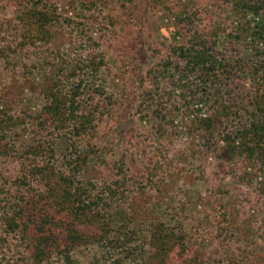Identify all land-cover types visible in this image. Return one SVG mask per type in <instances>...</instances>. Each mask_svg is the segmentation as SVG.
<instances>
[{
	"label": "rangeland",
	"instance_id": "1",
	"mask_svg": "<svg viewBox=\"0 0 264 264\" xmlns=\"http://www.w3.org/2000/svg\"><path fill=\"white\" fill-rule=\"evenodd\" d=\"M262 17L235 0H0V138L11 153L0 169L79 165L92 178L60 208H72L61 242L73 264H264V148L234 155L195 128L211 117L227 133L247 117L264 87V39L251 35ZM187 45L215 55L221 83L176 68ZM5 245L4 264H31L14 234Z\"/></svg>",
	"mask_w": 264,
	"mask_h": 264
},
{
	"label": "trees",
	"instance_id": "2",
	"mask_svg": "<svg viewBox=\"0 0 264 264\" xmlns=\"http://www.w3.org/2000/svg\"><path fill=\"white\" fill-rule=\"evenodd\" d=\"M235 4L241 14L252 13L256 15L263 14L264 16V0H235ZM35 15L40 17L41 12H37ZM254 23L251 35L264 39V17ZM187 46L186 49L181 47L177 51L179 58L184 60V64L181 67L177 65L176 68L178 70L182 68L183 71L191 72L193 75L197 74L201 80L200 85L208 84L210 87L214 81L218 80L221 83L224 79L222 76L224 71H220L221 63L217 62L215 55H210L202 50L205 55L201 56V51L196 50L198 48H195L194 45ZM227 75H230L229 71ZM187 87L190 86L187 85ZM60 93V91L57 92L52 98L55 111H60L61 107L64 106L61 103L63 98ZM250 97L249 102L251 104L247 111V117H245V120H240L238 124L230 126L231 130L227 133H225L227 125L225 127L217 126L216 121L211 117L196 120V130H200L204 135L200 139H204L206 143L210 141L214 143L221 136V139L226 143L228 152L234 155L241 152V149L262 150L264 148V87H254L253 96ZM64 100L68 104L67 109H72L75 97ZM221 112L229 113V110L224 107ZM80 124L83 123L76 124V129L81 128ZM2 129L1 127L0 130ZM10 154L7 151L6 143L0 138L1 160H9L11 158ZM65 157L67 159L69 156L66 155ZM256 157L259 158V156ZM20 163L19 170L0 169V264L5 263L4 246H7L5 240L11 233L14 234L15 239L20 240L22 245L24 244V249L28 250L32 258L31 264H51V262H48L51 256L55 257L56 264H73L71 261L73 254H71L69 248H63L61 242L63 220L72 216V208L65 206L63 211L60 208L64 206V203L71 202V198L78 194L82 181L92 184V178L86 177L85 171L79 165H72L70 168L64 167L65 169L61 172H55L52 169L35 172L26 168L23 162ZM53 178L57 179L54 187L51 186ZM105 183L103 182V184ZM93 187L91 186V188ZM85 188L90 189L87 185ZM44 191L47 192L44 200L50 199L48 200L49 203H44L43 207H38V196ZM102 191L109 192L108 187L105 186ZM103 203L104 199H101V204L103 205ZM62 212L64 213L62 214ZM11 229L12 231H10ZM164 236L165 234L161 237ZM69 238L71 237L69 236ZM116 241L117 244L119 243L117 247L121 248L119 254H123L125 251L123 249L124 242ZM152 241L154 243L153 245L150 244V247L154 246L155 250L158 247L163 253L165 250L163 240H159L155 235ZM104 249V254L100 253L102 256L107 253V247H104ZM131 259L142 260L140 254L135 253ZM122 260H124V257H122Z\"/></svg>",
	"mask_w": 264,
	"mask_h": 264
}]
</instances>
